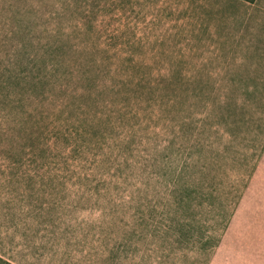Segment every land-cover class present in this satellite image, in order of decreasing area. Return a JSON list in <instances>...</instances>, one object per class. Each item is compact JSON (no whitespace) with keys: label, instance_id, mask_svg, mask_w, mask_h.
<instances>
[{"label":"rangeland","instance_id":"374dc122","mask_svg":"<svg viewBox=\"0 0 264 264\" xmlns=\"http://www.w3.org/2000/svg\"><path fill=\"white\" fill-rule=\"evenodd\" d=\"M249 9L0 0V256L264 264V22Z\"/></svg>","mask_w":264,"mask_h":264},{"label":"crops","instance_id":"0c3cea01","mask_svg":"<svg viewBox=\"0 0 264 264\" xmlns=\"http://www.w3.org/2000/svg\"><path fill=\"white\" fill-rule=\"evenodd\" d=\"M250 3L249 15H256L257 21L264 22V0H246Z\"/></svg>","mask_w":264,"mask_h":264},{"label":"trees","instance_id":"16d2710c","mask_svg":"<svg viewBox=\"0 0 264 264\" xmlns=\"http://www.w3.org/2000/svg\"><path fill=\"white\" fill-rule=\"evenodd\" d=\"M0 262H4L6 264H14V263L10 262L9 260L4 259L2 256H0Z\"/></svg>","mask_w":264,"mask_h":264}]
</instances>
